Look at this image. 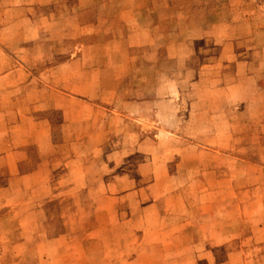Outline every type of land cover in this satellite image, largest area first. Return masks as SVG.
Instances as JSON below:
<instances>
[{
	"label": "rangeland",
	"instance_id": "rangeland-1",
	"mask_svg": "<svg viewBox=\"0 0 264 264\" xmlns=\"http://www.w3.org/2000/svg\"><path fill=\"white\" fill-rule=\"evenodd\" d=\"M154 1L171 4L152 43L91 70L105 86L49 141L48 114L11 126L28 80L43 102L62 89L49 0H0V151L21 159L0 158L21 163H0V264H264V0Z\"/></svg>",
	"mask_w": 264,
	"mask_h": 264
},
{
	"label": "crops",
	"instance_id": "crops-1",
	"mask_svg": "<svg viewBox=\"0 0 264 264\" xmlns=\"http://www.w3.org/2000/svg\"><path fill=\"white\" fill-rule=\"evenodd\" d=\"M156 3L160 4H155L154 0H64L63 2L49 0L45 2V5L50 7V14L45 20L40 21L49 22L45 26L50 30V36L46 37L50 40L47 42L49 55L57 53L65 55V59L50 68L57 82L55 85L62 89H58L60 95L55 98V104L47 98L43 102L41 85H37V80H28V84H33L34 89L30 92L29 95L32 98L27 103L32 101L33 105L31 104L26 110L23 108L14 112L18 114L19 119L11 126L24 124L25 114H48L58 121V126L53 124L52 127L40 130L49 141L52 139L58 141L64 139V136H71L74 124L83 119V108L90 102L91 84L105 86L106 79L98 80L97 84L91 82L89 72L91 70L103 72L128 70L132 62V48L136 50L147 48L146 46L154 39L155 23L168 21L170 16L158 18V15L160 10L168 12L171 3ZM91 10L92 15H88ZM141 32L145 34L138 42L136 34L139 38ZM47 43L43 41L42 46ZM91 54H97V58L93 59ZM121 56H125V59L119 61ZM118 77L120 76L113 74L111 79L114 81ZM9 95L11 91L3 93L1 97L5 98ZM34 115L30 123L35 122ZM4 116L3 113L2 118ZM32 148L33 151L39 152L40 159L42 152L48 150L46 142L44 144L40 141L35 142ZM5 157L21 161L17 159L15 148L1 150L0 158L5 159ZM39 158H35L33 163H37ZM0 163L2 167L21 165L15 161L5 163L3 160ZM6 174H8L7 180L11 182L12 172ZM22 177L20 172H16L13 181H21Z\"/></svg>",
	"mask_w": 264,
	"mask_h": 264
}]
</instances>
